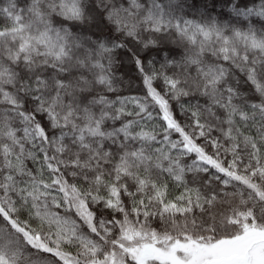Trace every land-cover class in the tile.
Instances as JSON below:
<instances>
[{"label":"snow or ice","instance_id":"1","mask_svg":"<svg viewBox=\"0 0 264 264\" xmlns=\"http://www.w3.org/2000/svg\"><path fill=\"white\" fill-rule=\"evenodd\" d=\"M0 264H264V0H0Z\"/></svg>","mask_w":264,"mask_h":264}]
</instances>
